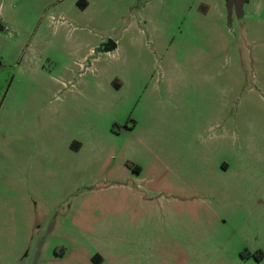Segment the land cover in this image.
Listing matches in <instances>:
<instances>
[{
  "label": "rangeland",
  "instance_id": "rangeland-1",
  "mask_svg": "<svg viewBox=\"0 0 264 264\" xmlns=\"http://www.w3.org/2000/svg\"><path fill=\"white\" fill-rule=\"evenodd\" d=\"M73 1L0 0V264H264V0H248L262 8L246 31L227 0L57 11ZM217 109L255 147L230 180L194 150ZM71 136L112 152L64 162ZM227 145L212 159L227 163Z\"/></svg>",
  "mask_w": 264,
  "mask_h": 264
},
{
  "label": "crops",
  "instance_id": "crops-1",
  "mask_svg": "<svg viewBox=\"0 0 264 264\" xmlns=\"http://www.w3.org/2000/svg\"><path fill=\"white\" fill-rule=\"evenodd\" d=\"M78 1L79 0H77V1L74 0L73 2H71V4H69L68 9L65 10V12L61 11L62 6H63L62 4L61 5L58 4L56 9L61 15L65 14L66 11H68V12L74 11V12H78V13L82 14V16H84L85 11L91 6V2L89 0H84L86 2V6L81 8L77 5ZM261 8H262L261 4H257L255 6V4H253V3L250 4V2L248 0H246L243 3V5H242V16H240V17L244 16V17H246L245 19H248V21L244 25V26H246L245 31H246V29L248 30V28H249L248 25L250 24L249 22L251 20H253V17L255 15H257V13H259ZM219 14L222 17L221 11ZM233 14H234V11H233L232 15ZM221 17H220V20H221ZM240 17H238V18H240ZM231 19H232V16H231ZM65 21L66 20H64L63 23H65ZM70 21L71 20L68 21L69 22L68 25L71 24ZM3 30L4 29H2L1 32ZM254 42L255 41H251L252 44ZM106 43H107V41L104 42L103 40H101L99 52L109 53V52L103 51V46ZM80 45H82V43H80ZM115 48H116V44H115ZM235 49H236L235 54H236L237 65L242 67L241 63H242V59H243V54H242V50L240 48V45H236ZM112 51H110V52H112ZM188 70L197 71L200 69L198 66L190 65V66H188ZM167 72H169L168 69H167ZM162 78L163 79H162L161 83L164 84V71L162 74ZM121 86L122 85L119 84V87L117 88V90H119L121 88ZM163 87H164V85H163ZM219 88H220L219 91H220L221 95H225L224 96V100H225L227 93L230 91V89H229L230 87L223 85L221 83V85H219ZM159 89H160V87L158 85H154L152 87L153 92L159 91ZM225 104H226V106H228V103L226 101H225ZM215 112H217V113L211 115V118L215 117L216 122L208 125V127L205 130V133H207V135H208V142H211V144L208 145V148H200V141H201L202 136H201V128L199 127L197 129V132L194 133L195 135H197L196 148H194V150L199 155L201 154L200 158H201V161H203L205 163L206 171H207V175H208L207 177H210L211 175H213L215 177H222V178H227L230 180L232 178L238 177V173H240V169L242 168V167H240L237 170L238 164L234 163V157L238 156V154H241L242 148H255V147L249 145V134L243 135L246 144L244 146H241L243 143L241 144V141H240V143H238L237 135L233 132V130H231V129L228 130L225 127V120H226L225 114L223 115V113L220 112L219 109H217ZM222 121H223V124H222ZM216 142H220L223 144L228 143L227 148H221V149H228L230 151L229 161L227 163L226 162L221 163L219 161H216L215 159H212V151H213L214 147H211V145L215 144ZM63 144H64L63 148H55L56 155L60 154V157L62 155L64 162L78 163L80 166L88 164V158H87L88 153H91V156H90V160H91L90 163L91 164H94L97 162L101 164L103 162V159L106 158L112 152V151H107L103 155V157L102 156L99 157L98 155L102 154L103 148H87V143L83 142L82 140H79L76 136L67 137L63 141ZM236 148H238V149H236ZM163 150H164V148H161V151H163ZM235 150H236V152L234 153ZM103 152H105V151H103ZM127 164H126V166H127V168H130L129 170L134 169L131 166H128ZM150 181L152 184L156 183L155 186L158 185L161 189L164 190V172L155 173L154 175L152 174Z\"/></svg>",
  "mask_w": 264,
  "mask_h": 264
},
{
  "label": "water",
  "instance_id": "water-1",
  "mask_svg": "<svg viewBox=\"0 0 264 264\" xmlns=\"http://www.w3.org/2000/svg\"><path fill=\"white\" fill-rule=\"evenodd\" d=\"M246 0H227L226 2V11H227V21L230 23L231 16L234 11L237 17L242 16V5ZM115 49V44L113 41L109 40L103 46L104 52H110Z\"/></svg>",
  "mask_w": 264,
  "mask_h": 264
},
{
  "label": "trees",
  "instance_id": "trees-1",
  "mask_svg": "<svg viewBox=\"0 0 264 264\" xmlns=\"http://www.w3.org/2000/svg\"><path fill=\"white\" fill-rule=\"evenodd\" d=\"M77 5H78L79 7H81V8H83V7L86 6V2H85L84 0H79V1L77 2ZM115 88H117V87H115ZM133 170H134V169H133Z\"/></svg>",
  "mask_w": 264,
  "mask_h": 264
}]
</instances>
